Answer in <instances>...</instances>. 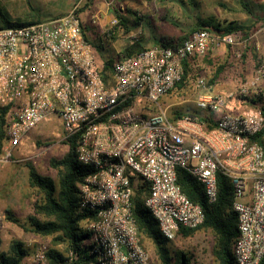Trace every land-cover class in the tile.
I'll list each match as a JSON object with an SVG mask.
<instances>
[{"label": "built area", "instance_id": "built-area-1", "mask_svg": "<svg viewBox=\"0 0 264 264\" xmlns=\"http://www.w3.org/2000/svg\"><path fill=\"white\" fill-rule=\"evenodd\" d=\"M97 15H90L96 25ZM118 19L101 29L99 45L112 39ZM74 7L59 18L0 29V108L10 107L0 162L33 129L56 121L61 141L76 137L78 161L90 172L79 187V210L89 214V238L81 252L69 249L56 264H150L132 214L137 184L147 187L144 206L167 241L180 228L205 220L176 183L184 169L202 186L209 204L217 199V173L230 180L238 236L235 264L264 259V64L231 92H212L201 77L192 86L202 116L172 121L163 100L183 76L182 61L223 47L239 59L248 40L212 27L179 46L153 45L114 61L111 83L84 38ZM83 250V254H82ZM48 245L37 244L29 264H49Z\"/></svg>", "mask_w": 264, "mask_h": 264}, {"label": "trees", "instance_id": "trees-1", "mask_svg": "<svg viewBox=\"0 0 264 264\" xmlns=\"http://www.w3.org/2000/svg\"><path fill=\"white\" fill-rule=\"evenodd\" d=\"M119 20V26L123 25L121 17L116 16ZM33 22H10L6 19L0 10V29L20 27ZM264 25V20L262 21ZM84 38L88 40L84 26H82ZM213 27L226 33H232L239 39H247V48L241 53L240 60H244L247 53L252 49V35L254 26L244 27L238 21L217 22L213 17L201 21L197 27L193 28L190 34L182 38H174L161 36L155 45L165 47L179 46L183 41L188 39L191 34L205 28ZM116 29L113 28L112 39H116ZM115 32V34H114ZM89 41V40H88ZM90 42V41H89ZM91 43V42H90ZM94 54L99 60L101 67V76L105 84L111 83V68L114 61L120 58H126L137 54L145 49L136 40L129 45L124 46L117 59H105L103 48L100 45L91 43ZM208 53L203 57L192 56L182 61L183 76L181 80L175 84L172 92H176L177 96H184L189 90H192L193 84L201 78L200 64L205 61L208 64ZM222 67L211 68L208 84H213L217 78L216 70ZM181 98V99H182ZM264 117V106L261 108ZM174 112V113H173ZM172 112L171 120L175 121L186 115L200 116L196 114L183 113L179 110ZM10 107L0 108V154L7 139L5 136V127L10 120ZM197 113V111H196ZM264 140V123L260 133L251 138V141L262 143ZM67 145V151L62 158H51L49 167L56 172L57 179L46 175H40L31 162H26L28 169V184L36 194V201L33 204V214L27 218L25 226L20 224L13 215L8 211V218L13 223L19 224L25 231L34 234L37 237L45 239L48 245L49 264H56L63 258V252L69 249L80 251L81 244L89 238V234L85 229V223L90 215L79 210V187L90 169L83 166L77 159L76 155V137L63 141ZM176 183L182 193L193 203L200 205L205 216L203 224L195 229L180 228L176 233V237H189L199 231H208L214 238L213 255L218 264H235L233 257V246L238 236L237 217L232 210V185L230 180L220 173L216 175L217 183V199L215 203L207 202L203 186L186 170L177 169ZM147 195V187L137 184L135 192L131 199L132 214L136 222L140 244L144 247V241H150L155 249V255L159 264H188V260L184 253L175 252L172 255L168 243L160 234L157 223L149 214L144 206V199ZM27 225V226H26ZM173 241V240H172ZM1 245V237H0ZM82 250V254H83ZM32 256L30 249H27L21 242L12 241L7 250L0 248V264H22L27 258ZM151 264V263H150ZM264 264V259L261 262Z\"/></svg>", "mask_w": 264, "mask_h": 264}, {"label": "rangeland", "instance_id": "rangeland-1", "mask_svg": "<svg viewBox=\"0 0 264 264\" xmlns=\"http://www.w3.org/2000/svg\"><path fill=\"white\" fill-rule=\"evenodd\" d=\"M245 3L246 9L253 15L255 10L251 1ZM74 7L80 15L88 40L95 45H99L97 37L101 29L104 26L106 28L116 16L121 17L123 25L119 26L118 20L114 27L116 39H111L102 47L104 58L112 60L119 58L118 55L124 46L136 40H140V43L148 48L153 46L152 44L155 45L160 36L182 38L190 34L193 28L209 17L220 23L228 21V18H225L228 14V0H0V10L10 22L47 21L64 16ZM256 7L263 12L264 6ZM91 14L97 15L96 25L90 23ZM204 64L205 61H201L198 71L200 70L203 78L209 80L208 69ZM180 96L174 92L162 102L163 106L167 107L170 118L175 110L202 116L203 113L195 107L193 90L185 93L182 99ZM60 135L61 128L56 121L44 124L24 137L9 162H0L2 250H7L12 241H19L33 254L37 244H47L45 239L10 221L8 211L25 226L28 216L33 214V204L36 201V194L28 184V169L25 164L31 162L40 175L56 180V172L48 164L51 158L60 159L67 151L68 147L61 141ZM214 244V238L208 231H199L185 238L176 237L168 243L172 255L174 256L175 252L184 253L188 264H218L213 255ZM144 247L150 263L159 264L153 244L145 240ZM29 258L22 264H29Z\"/></svg>", "mask_w": 264, "mask_h": 264}, {"label": "crops", "instance_id": "crops-1", "mask_svg": "<svg viewBox=\"0 0 264 264\" xmlns=\"http://www.w3.org/2000/svg\"><path fill=\"white\" fill-rule=\"evenodd\" d=\"M246 1L248 0H228V14L225 18H228V21H238L244 27L254 26L251 39L252 49L244 60L235 58L236 47L221 46L208 53L207 61L210 65L204 64L208 69L207 79L210 78L211 68L222 67L216 70L218 76L213 84H210L212 92L235 90L241 79L252 78L258 66L264 64V25L262 23L264 10L261 12L259 7H256V5L264 6V0H249L255 10L253 15L246 9ZM97 40L99 42L100 36ZM261 86L264 88V78L261 80Z\"/></svg>", "mask_w": 264, "mask_h": 264}]
</instances>
